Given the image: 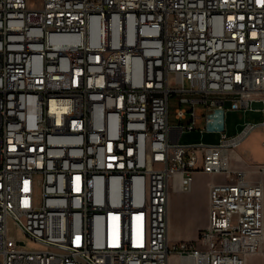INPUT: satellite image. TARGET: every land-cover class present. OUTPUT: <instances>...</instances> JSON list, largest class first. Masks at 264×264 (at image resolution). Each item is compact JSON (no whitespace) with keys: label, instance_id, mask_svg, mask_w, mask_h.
I'll return each mask as SVG.
<instances>
[{"label":"built area","instance_id":"built-area-1","mask_svg":"<svg viewBox=\"0 0 264 264\" xmlns=\"http://www.w3.org/2000/svg\"><path fill=\"white\" fill-rule=\"evenodd\" d=\"M227 109L264 111V0H0V264H246L264 180L232 163L264 119L229 133ZM198 173L228 178L171 244L170 191Z\"/></svg>","mask_w":264,"mask_h":264},{"label":"rangeland","instance_id":"rangeland-1","mask_svg":"<svg viewBox=\"0 0 264 264\" xmlns=\"http://www.w3.org/2000/svg\"><path fill=\"white\" fill-rule=\"evenodd\" d=\"M41 0H27V3L30 7L38 6ZM180 94H174L170 97L169 100V118L170 123L172 125L178 124L180 119L176 117L177 109L181 107H185L187 109L191 108V104L180 103L181 100ZM226 108L229 107V103L225 105ZM196 110L201 115L204 113L203 106L197 105ZM264 119V111L263 110H255V109H248L244 110H230L227 109L226 112V121H227V128L229 133L236 132L238 129L242 127L243 124L247 122H256L260 123ZM185 123H188V119L182 120ZM199 127L204 126V121H201L197 124ZM181 142H198V141H211L216 142L218 140L217 136H209L208 134L202 135L198 132H187L184 133L181 137ZM264 128L258 127L255 129L251 135L236 149V156L241 158L243 161H234L232 163L233 168L238 169H246L249 172V176L253 180H264ZM219 179L226 178L225 174H217ZM228 178V177H227ZM9 228H10V235L16 238V241L20 244L21 247H25L28 249H40L41 245L30 241L18 225L15 223L13 219L9 221ZM264 246V243H263ZM262 246V248H263Z\"/></svg>","mask_w":264,"mask_h":264},{"label":"crops","instance_id":"crops-1","mask_svg":"<svg viewBox=\"0 0 264 264\" xmlns=\"http://www.w3.org/2000/svg\"><path fill=\"white\" fill-rule=\"evenodd\" d=\"M218 180L220 179L216 175L198 173L192 191L171 189L168 233L171 244L181 240L197 239L201 231L207 227L210 183ZM178 260V257L173 255L170 262L178 264ZM246 264H264V246L261 251L250 255Z\"/></svg>","mask_w":264,"mask_h":264},{"label":"bare ground","instance_id":"bare-ground-1","mask_svg":"<svg viewBox=\"0 0 264 264\" xmlns=\"http://www.w3.org/2000/svg\"><path fill=\"white\" fill-rule=\"evenodd\" d=\"M263 172H264V168H263ZM263 235H264V234H263ZM263 237H264V236H263ZM263 243H264V242H263ZM262 246H263V245H262ZM261 250H262V247H261ZM261 250H260V251H261Z\"/></svg>","mask_w":264,"mask_h":264}]
</instances>
